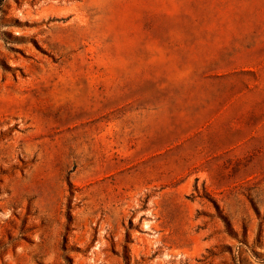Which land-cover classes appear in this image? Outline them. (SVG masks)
Segmentation results:
<instances>
[{
    "label": "rangeland",
    "instance_id": "rangeland-1",
    "mask_svg": "<svg viewBox=\"0 0 264 264\" xmlns=\"http://www.w3.org/2000/svg\"><path fill=\"white\" fill-rule=\"evenodd\" d=\"M0 264H264V0H0Z\"/></svg>",
    "mask_w": 264,
    "mask_h": 264
},
{
    "label": "bare ground",
    "instance_id": "bare-ground-1",
    "mask_svg": "<svg viewBox=\"0 0 264 264\" xmlns=\"http://www.w3.org/2000/svg\"><path fill=\"white\" fill-rule=\"evenodd\" d=\"M102 18V17H101ZM101 18H99V19H101ZM103 20V19H102ZM99 22H100V20H98ZM102 24H104V23H102ZM101 25V24H100ZM99 25V26H100ZM103 26V25H102ZM99 28V27H98ZM126 43H128V41L131 43V40H124ZM118 44V43H117ZM128 45V44H127ZM114 52L113 53H115V50H113Z\"/></svg>",
    "mask_w": 264,
    "mask_h": 264
}]
</instances>
